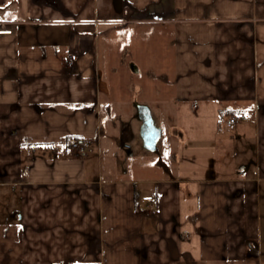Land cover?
<instances>
[{
  "label": "crops",
  "instance_id": "1",
  "mask_svg": "<svg viewBox=\"0 0 264 264\" xmlns=\"http://www.w3.org/2000/svg\"><path fill=\"white\" fill-rule=\"evenodd\" d=\"M130 25L154 29L143 44L162 82L136 85L135 99L161 110L174 138L175 105L243 112L236 125L253 120L254 133L217 130L209 154L253 141L259 163L209 171L192 153L187 167H153L140 190L117 174L134 103L103 81L111 59L99 45ZM3 26L13 33L0 35V264H264V0H0Z\"/></svg>",
  "mask_w": 264,
  "mask_h": 264
},
{
  "label": "rangeland",
  "instance_id": "2",
  "mask_svg": "<svg viewBox=\"0 0 264 264\" xmlns=\"http://www.w3.org/2000/svg\"><path fill=\"white\" fill-rule=\"evenodd\" d=\"M141 27L142 28L137 25H130L123 28H112L110 32L104 34V36L102 34L101 38H104V40L106 37L114 38L118 39L119 42H113L108 50H104V48L106 49L108 47L103 44V41H101L99 45L100 54H109L111 59L110 72L107 73L106 71L105 73V70L101 68V74L105 77L103 81L114 86L120 82L123 83L127 89L124 91V94L127 98L128 96L130 98L127 100L131 101L132 97L134 103L132 108L133 115L121 117V120L125 122L124 126L128 129L125 134L126 140H124V143L130 148L117 151L119 152V156L114 158V161L117 168L121 169L117 174L124 179H131V181L136 183L138 190H140L141 188H146L145 183L152 180L151 178L155 175L154 168L156 166H159V171L160 168L165 170L172 166H175L176 168L179 167V169L185 166L187 167L190 163L184 164L181 160L184 158L192 159L190 158L192 153H196L197 155L195 156L197 157L196 168L200 167L198 165L207 166L210 164L214 169L217 167L221 169V164H230L227 165L229 167H231V165L235 167L239 164L246 167H253L254 163L257 164V157L253 158L255 152V144L253 141H248L245 145V151L243 150L240 154L210 156L208 146L217 143L218 138H220V133H218L217 130H221L222 133H225L226 131L235 133V130L233 131L232 129V127L235 126H230V124L227 125V116L220 115L218 111L215 113L214 110H217L218 108H208L210 110L203 113V110L197 106L189 108L188 111H184L183 106L175 105V115L172 116L173 122H171L173 127H175L174 130L177 131L175 138L168 132L167 125L162 123L161 110L149 108L156 125L162 129L163 134L158 143L157 152H149L144 148L141 137L142 125L137 116L136 106L145 104L135 99V86L138 85L142 87V89H145L144 92H149L152 87L156 88L162 82H160L156 76L154 78L151 77L153 70L156 74L153 67V57L156 59V56H154L156 53L154 50L153 52H148L146 50L148 45L143 44V32L147 30L151 31L152 28L148 27L147 29L143 28L144 26ZM156 30L159 31V29ZM169 36L170 35L168 34L166 37ZM120 40H125V42L122 43ZM154 49H156V47H154ZM162 63L163 59L159 64L162 66ZM164 63V69L170 71L172 66L171 62L166 60ZM146 105L149 106L150 104L147 103ZM236 126L240 130L242 127L245 131H248L249 134L254 133L255 130L253 120H251V123ZM183 131L186 132L188 137H192L193 140L191 143H184L182 138ZM191 144L194 145V147L191 146ZM186 147L189 148L185 149ZM246 153L248 155L245 156ZM103 158L105 169L106 166L108 167L113 161L110 155H104ZM207 167L209 168V166ZM210 169L211 168L208 170L210 171ZM215 171L217 174L221 172L219 170L218 173L217 169ZM147 187L149 188V191L151 190V194H153L154 189H152L150 185H147Z\"/></svg>",
  "mask_w": 264,
  "mask_h": 264
},
{
  "label": "water",
  "instance_id": "3",
  "mask_svg": "<svg viewBox=\"0 0 264 264\" xmlns=\"http://www.w3.org/2000/svg\"><path fill=\"white\" fill-rule=\"evenodd\" d=\"M137 116L142 122L141 137L143 146L149 152L158 151V142L162 136V130L159 128L152 116L150 109L144 105H137Z\"/></svg>",
  "mask_w": 264,
  "mask_h": 264
},
{
  "label": "built area",
  "instance_id": "4",
  "mask_svg": "<svg viewBox=\"0 0 264 264\" xmlns=\"http://www.w3.org/2000/svg\"><path fill=\"white\" fill-rule=\"evenodd\" d=\"M13 31L12 29H7L5 26H3V28L0 29V35H10L12 34ZM66 63L69 65V66H73L74 65V58L72 55H69L67 58H66ZM247 118L245 116V114L243 112H238L234 115H231L229 118H228V123L230 125H236L238 124L239 122L241 121H245ZM72 148L77 151V155L80 156V157H84L87 155V151L86 149L83 147V143L78 141V142H74L72 144ZM151 208V206H150Z\"/></svg>",
  "mask_w": 264,
  "mask_h": 264
},
{
  "label": "trees",
  "instance_id": "5",
  "mask_svg": "<svg viewBox=\"0 0 264 264\" xmlns=\"http://www.w3.org/2000/svg\"><path fill=\"white\" fill-rule=\"evenodd\" d=\"M78 141H82L80 138H78V137H69L68 139H67V143H69L70 145H72L74 142H78Z\"/></svg>",
  "mask_w": 264,
  "mask_h": 264
}]
</instances>
